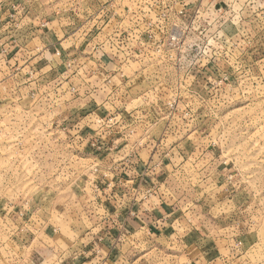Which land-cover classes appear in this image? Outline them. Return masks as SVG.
Returning <instances> with one entry per match:
<instances>
[{"label": "rangeland", "instance_id": "obj_1", "mask_svg": "<svg viewBox=\"0 0 264 264\" xmlns=\"http://www.w3.org/2000/svg\"><path fill=\"white\" fill-rule=\"evenodd\" d=\"M0 6L8 15L0 23L11 27L2 37L22 50L39 43L19 52L29 56L26 63L20 59L12 73L0 75V264L12 260L10 215L27 202L33 219L40 218L31 228L33 244L53 247L45 234L67 239L69 264H264V0H1ZM49 37L60 45L51 61L41 56ZM62 48L71 54L62 63L70 66L75 57L85 65L91 55L119 61L120 84L110 89L143 97L136 103L142 100L149 125L134 138L140 136L150 158L170 165L158 187L176 211L177 236L115 232L108 261L95 256L107 234V209L95 191L96 165L74 131L57 124L53 70ZM15 83L31 89L14 97ZM26 90L33 95L21 98ZM105 115L103 122L114 121ZM215 249L228 250L217 263L209 255ZM58 259L51 253L46 263Z\"/></svg>", "mask_w": 264, "mask_h": 264}, {"label": "crops", "instance_id": "obj_2", "mask_svg": "<svg viewBox=\"0 0 264 264\" xmlns=\"http://www.w3.org/2000/svg\"><path fill=\"white\" fill-rule=\"evenodd\" d=\"M7 16L4 8L1 7L0 20L6 19ZM8 28L11 27H8L7 23L4 25L1 21V76L3 72L12 73L14 70L11 67L16 64L20 65V59H23V63L30 59L29 56L24 58L26 54L20 55V51H33L35 46L39 44H30L22 50L17 44L14 43L13 45L14 41L10 40L8 42L10 36L2 37L7 34L5 30ZM59 47L58 43L52 45L50 37L49 41H44L43 39L41 44V48L44 49L41 55L42 58L51 61L52 51H59ZM61 50L60 56H62V59H57L58 67L53 70L55 76H58L56 83L58 89L56 94L52 93L57 101L53 105L55 106L54 109L60 112L57 124L65 130L69 128L70 131H74L76 142L81 143L79 145L83 152L87 153L91 161L96 165L98 181L95 182V191L101 195L100 199L105 202L107 209L104 219L106 220L104 222H107V234L104 236L105 239L102 240L100 247H96L100 251L95 252V256L101 252L102 258H107L108 261L111 256L109 241L115 232L122 234L125 238L138 234L149 237H165L167 239L174 235L177 236L178 233L174 227L176 224V211L170 204L162 200L163 197L160 196L162 187H158L159 183L169 175L166 172H169L170 165L165 164L163 160H154V156L150 158L148 152L140 148V142H142L140 136L139 138H134L136 129L144 131L149 125L148 114L142 115L146 110L144 105H142V100L140 104L136 103L137 100L143 97L139 96L138 93L133 95L130 91L123 92L122 95L115 94L110 89L120 84L119 69H121L122 65L119 61L107 63L106 57L97 58L95 55H91L86 57L88 62L85 65L83 57H75L73 61H70L74 63V66H70L69 62H62L63 57H68L71 54H65L67 50L64 48ZM79 59H83L81 60L82 62ZM68 65L71 67L70 69H67ZM48 68L50 70V67ZM81 72L84 74L83 76ZM50 74L53 75V73ZM92 76H95L96 79L91 81V84L93 83L96 87L93 91L91 90V85L87 83L90 82L88 81L89 79L93 78ZM110 76L111 80L109 81L113 83L112 86H108L107 82H105V79ZM50 85L52 83H49L48 86ZM70 87L77 88L79 92L76 94L71 93ZM25 88L31 89L30 87H23L22 89ZM22 89L15 83L11 93L14 97H19V92ZM30 91L33 92V89ZM30 91L26 90V93L23 94L24 96L21 95V98H29L33 95ZM105 113L107 114L105 117L114 115V121H111V123L103 122ZM135 114L141 115L137 121L132 119ZM93 143L102 145V150L97 152V149L93 148ZM144 144L146 143L142 145ZM102 176H105L104 179ZM151 187H154V191L149 189L150 196L145 197V193L148 191L146 189ZM34 209L35 207L27 202L26 205L23 204L15 208L13 214L10 215L9 222L12 233L9 236L7 246L9 247V252L11 254L13 252V254L11 255L12 260L8 264H47L46 260L51 253L58 254L57 264H69L70 259L67 257L71 254V251L68 245H64V243L68 242L67 239L56 235L47 236L44 233V237L48 241H52L54 246L51 247L50 244L43 243V241L36 245L33 244L36 237L31 228L35 229V225L38 222L40 223V218L38 220L33 219L35 218ZM27 216H29L28 220L26 219ZM26 222H29V224H25ZM186 223L193 229V220L188 219ZM223 244L226 245L225 243ZM214 251L213 253L209 252L212 258L210 262H220L228 253L227 249H224V252L218 249ZM74 263L71 262V264Z\"/></svg>", "mask_w": 264, "mask_h": 264}, {"label": "built area", "instance_id": "obj_3", "mask_svg": "<svg viewBox=\"0 0 264 264\" xmlns=\"http://www.w3.org/2000/svg\"><path fill=\"white\" fill-rule=\"evenodd\" d=\"M94 145H96L95 143L93 144V147H94ZM96 149H101V148H99V147H97ZM150 196V192L149 191H147L146 193H145V197H149Z\"/></svg>", "mask_w": 264, "mask_h": 264}]
</instances>
